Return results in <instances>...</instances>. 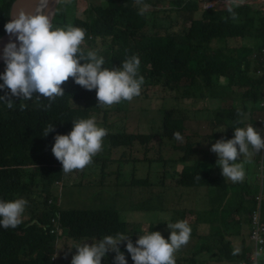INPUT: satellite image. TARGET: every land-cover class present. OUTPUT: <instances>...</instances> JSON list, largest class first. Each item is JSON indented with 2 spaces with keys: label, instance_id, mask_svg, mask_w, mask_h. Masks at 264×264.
<instances>
[{
  "label": "trees",
  "instance_id": "obj_1",
  "mask_svg": "<svg viewBox=\"0 0 264 264\" xmlns=\"http://www.w3.org/2000/svg\"><path fill=\"white\" fill-rule=\"evenodd\" d=\"M11 2H0V35L8 22ZM199 2L142 0L148 7L141 14V5L136 0H107L106 6L92 5L82 10V16L75 14L67 21L65 16L59 21L53 18L52 23L56 26L72 24L85 29V41L81 48L85 52L97 50L105 59L103 67L108 69L119 68L123 61L133 55L139 57V75L144 77L142 88L152 86L163 92L174 91L187 82L199 94L206 90L215 96L221 94L216 88L224 89L226 93L232 88L236 90L234 95L242 99L240 112L257 110L264 96L260 91L264 90V65L259 57L263 55L259 49L264 47V10L230 6L236 13V18H233L228 9H202ZM195 13L199 15L195 16ZM214 43L217 45L214 46ZM221 77H224V83H220ZM62 87L65 95L56 98L47 109L44 105L49 102L43 97L39 100L35 98L36 104L30 107H23L29 101L22 100L11 109L0 101V200L23 198L28 202L26 213L32 211L31 202L37 200L43 204L38 216L22 221L16 228L0 227V264H55V255L59 250L58 231L67 239L101 238L127 233L126 223L119 219L113 209L62 208L47 194L49 186L59 182L63 174L62 164L51 151L55 136L69 133V122L71 124L76 120L74 113H79L75 106L84 113L99 110L98 106L88 108L87 104L89 100H97L95 89L86 90L72 78ZM16 97L13 96L12 102ZM246 101L250 104H246ZM236 109L226 110L228 115L225 117H236ZM173 113L172 108L163 110L162 134L168 138H174L173 133H183L182 120ZM49 124H53L54 131L43 136V130ZM151 137V133L124 131L108 135L114 147L130 146L134 141L144 145ZM233 137L230 131L221 134L220 138L227 140ZM193 143L176 146L183 151L176 160L184 162L177 173L178 184L205 188L210 195L225 193L234 184L223 177L221 171L214 173L213 164H218V159L209 161L204 157L195 158L193 152L203 154L205 151L200 149L198 143L193 147ZM198 176L200 179L196 178ZM139 182L144 183L145 179ZM261 183L264 190V179ZM244 189L242 187L241 190L242 203L220 211L218 228L211 234L217 251L209 246H201V249L213 252L211 256L219 262L223 258L225 261L234 259L231 255L235 250L231 237L242 233L243 228L239 227L233 232L229 231V224L245 222L250 225L249 217L256 206V194L254 190ZM35 190L38 191L36 195L39 200L36 195L32 198ZM213 208L209 211L212 212ZM239 210L243 211V221L234 218ZM261 211L264 222V203ZM204 222L210 223L211 220ZM240 240L241 259L237 258V262L257 264V261L249 260L253 251L251 242L246 244L244 235ZM175 260L176 264L197 262L194 256L190 259L177 257ZM258 264H264V256L260 257Z\"/></svg>",
  "mask_w": 264,
  "mask_h": 264
},
{
  "label": "rangeland",
  "instance_id": "obj_2",
  "mask_svg": "<svg viewBox=\"0 0 264 264\" xmlns=\"http://www.w3.org/2000/svg\"><path fill=\"white\" fill-rule=\"evenodd\" d=\"M92 5L106 6L107 0H70V3L57 5L55 3L52 20L54 18V21H59L65 16L67 21L75 14L82 16V10ZM199 5L201 8L202 5L200 3ZM230 6L234 5H231L230 2L228 4L220 2L217 5L222 9H228ZM238 8L244 9L245 6L242 4ZM194 15L198 16L199 13ZM83 47L85 48V45ZM259 51L262 53V49ZM259 57L263 60L262 65H264V54ZM5 68V63L0 65V74H3ZM214 80L216 81L217 78ZM222 82H225L224 77L220 78V83ZM0 84H3L2 80H0ZM216 89L221 91L219 96L212 95L206 90L199 94L197 89H191L187 82L186 84L183 82L174 91L166 92L152 86L146 89L141 87V94L130 102L122 101L112 106H105L99 105L98 100H89L88 108L98 106L99 110L96 113L91 111L84 113L75 106V109L80 113H74L73 116H76V119L95 117L97 124L107 129L108 134L103 139L102 151L93 157V162L90 165L83 170H74L67 174L63 172L62 179L50 185L47 194H50L54 203L62 208L113 209L119 219L126 223L127 233L124 235H130L134 246L135 241L148 227L149 232L158 231L165 239H168L170 229L167 224L180 220L186 221L191 228L190 239L175 253V258L190 259L194 256L197 258L195 264H239L240 261L237 262V258L241 259V251L237 255H233L234 251L232 252L233 260L225 261L223 258L219 262L211 256L213 252L209 253L207 250L201 249V246L205 248L209 246L212 250L217 251L216 244L213 243L215 239L211 234L218 228L221 209L234 208L242 203V187L245 188L244 190H254L256 196L259 195L262 189L258 187V184L261 177L262 180L264 179L261 168L258 166L260 152L255 153L251 158L241 156L237 162L244 164L245 178L242 182L234 183L226 177L234 185L227 188L223 194L210 195V192L205 188L181 186L177 180V173L181 169V164H184V162L176 160L183 154V151L176 148L177 145L183 146L185 143L194 142L193 147H195L198 143L201 146L200 149L205 152L203 154L193 152L192 155L195 158L204 157L210 161L218 159L216 153L211 151V146L221 139V134H228L230 131L234 134L236 127H244L247 124H251L261 134V120H264V99L259 101L257 110L240 112L242 99L234 95L236 94L235 89L230 88L227 93L223 91L224 89ZM260 91L264 92L263 89ZM5 92H9V90L6 88L0 90V96H4ZM35 95L23 107L36 104V101L34 102ZM9 98L13 99L10 92ZM22 100L17 96L13 105H19ZM2 102L6 105L5 101ZM246 104L250 103L246 101ZM168 108H172L173 115L182 120L181 140L168 138L162 134L163 110ZM230 108H237L236 117H225ZM238 121H242V123L235 124ZM72 126L73 124L69 122V132ZM120 131L151 133L152 137L144 145L134 141L130 146H111L108 138L109 133ZM213 165L214 173L221 171L218 164ZM141 179H145V182L140 183ZM37 192L35 190L32 198H35ZM36 198L39 200V196L36 195ZM255 203L257 204V200ZM42 205L37 200L31 202L32 211L22 214V221L38 216ZM213 206V211L210 212L209 210ZM243 215V211L239 210L235 213L234 218L243 221ZM204 220H211V222L205 223ZM229 225V231L232 232L238 227L243 228L240 235H232V248L240 249L242 246L240 237L243 235L244 242L249 244V226L245 222L238 225L230 223ZM59 234L58 231L59 250L57 251L58 255H55V264H71L72 256L76 254V249L72 247L80 243L81 240H87L86 242L90 244L92 241L100 239L82 238L79 241H74L77 239L69 237L68 240L66 235ZM118 247L124 254L127 264H134L124 242H121ZM111 256H115V253H106L101 264H114V257L109 258ZM250 260H254V256L250 257ZM187 263L190 264L181 262V264Z\"/></svg>",
  "mask_w": 264,
  "mask_h": 264
},
{
  "label": "clouds",
  "instance_id": "obj_3",
  "mask_svg": "<svg viewBox=\"0 0 264 264\" xmlns=\"http://www.w3.org/2000/svg\"><path fill=\"white\" fill-rule=\"evenodd\" d=\"M141 5V14L148 7L142 0H136ZM231 5L240 6L244 0H229ZM70 3V0H56V4ZM48 0H37L34 10L29 11L22 6L13 14V18L4 25L10 41L4 46L3 59L6 65L0 74V90L5 88L11 96L21 97L29 101L34 97L48 100L45 109L58 97L64 96L62 85L72 78L76 84L86 90H96L99 105L112 106L122 101H132L141 94L144 77L139 75L140 59L133 55L127 58L119 68L103 67L105 59L97 50L81 48L85 41V29L72 24L56 26L52 23L54 11L45 14ZM211 6V5H210ZM233 18L236 13L228 8ZM11 37L19 42V46L11 41ZM11 109L13 102L9 92L0 96ZM237 123H242L238 121ZM72 129L68 134L55 136L52 146L54 157L62 164V171L70 173L83 170L93 162L103 148V139L108 130L97 124L96 118H78L72 121ZM54 131L53 124L43 130V136ZM177 140L182 137L179 132L173 133ZM264 149V139L260 133L247 124L234 129L232 139L217 140L211 146L216 153L218 166L223 177L232 182H242L245 178L244 164L237 162L241 156L251 158ZM200 179V176L196 177ZM27 201L23 198L0 200V227L16 228L22 222ZM170 229L168 239L160 232H149L148 228L135 241L130 235L117 233L106 235L90 244L85 241L75 244L76 254L72 256L71 264H101L106 253L114 252V264H127L119 245L124 242L127 252L134 264H176L175 253L185 246L190 239L191 228L186 221L180 220L167 224ZM236 248L233 255L239 254ZM264 256V249H257L255 257Z\"/></svg>",
  "mask_w": 264,
  "mask_h": 264
},
{
  "label": "built area",
  "instance_id": "obj_4",
  "mask_svg": "<svg viewBox=\"0 0 264 264\" xmlns=\"http://www.w3.org/2000/svg\"><path fill=\"white\" fill-rule=\"evenodd\" d=\"M229 3V0H200L201 8H219L217 5L219 3ZM211 5V6H210ZM221 8V7H220ZM262 54H264V47L262 48ZM254 56H256L254 54ZM264 99V96H263ZM262 99V100H263ZM264 108V106H263ZM261 137L264 139V120H261ZM258 166L261 167V174L264 175V149L260 151V159ZM264 178V176H263ZM262 177L260 178L259 188L262 189ZM257 200V204L254 210L250 213L249 217V239L251 244L253 245V251L250 257L255 255L257 249H264V222L262 220V211L261 207L264 203V190L262 189L259 195H255V201ZM250 260V258H249ZM251 261V260H250ZM257 261V260H256ZM254 261V262H256Z\"/></svg>",
  "mask_w": 264,
  "mask_h": 264
},
{
  "label": "water",
  "instance_id": "obj_5",
  "mask_svg": "<svg viewBox=\"0 0 264 264\" xmlns=\"http://www.w3.org/2000/svg\"><path fill=\"white\" fill-rule=\"evenodd\" d=\"M37 0H22V6L29 11L34 10L36 6ZM55 3V2H53ZM54 5H52V11L54 10ZM21 6V0H12L9 10H8V21L13 18V14L17 11V9ZM10 41L9 35L4 31L2 35H0V65L4 63L3 59V49L4 46ZM11 41L16 43L19 46V42L15 39V37H11Z\"/></svg>",
  "mask_w": 264,
  "mask_h": 264
},
{
  "label": "crops",
  "instance_id": "obj_6",
  "mask_svg": "<svg viewBox=\"0 0 264 264\" xmlns=\"http://www.w3.org/2000/svg\"><path fill=\"white\" fill-rule=\"evenodd\" d=\"M214 1V0H212ZM244 6H245V9L247 8H252V9H263L264 8V0H244ZM26 212L24 211L23 214H25ZM82 238H79L77 240H74V241H79L81 240ZM69 240V239H68ZM82 242V240L80 241ZM134 243V242H133ZM242 250V246L240 247V251ZM115 256H111L109 258H113Z\"/></svg>",
  "mask_w": 264,
  "mask_h": 264
},
{
  "label": "bare ground",
  "instance_id": "obj_7",
  "mask_svg": "<svg viewBox=\"0 0 264 264\" xmlns=\"http://www.w3.org/2000/svg\"><path fill=\"white\" fill-rule=\"evenodd\" d=\"M53 2H55L56 3V0H48V5H47V7L44 9V12H45V14H47L48 12H50V11H52V5L53 4H55V3H53ZM57 5V4H56ZM264 93V92H263ZM261 168V167H260ZM55 232V231H54ZM249 233V232H248ZM57 239H58V237H57ZM254 256V260H251V262H254V261H256L257 259H256V257H255V255H253ZM254 263H256V262H254Z\"/></svg>",
  "mask_w": 264,
  "mask_h": 264
}]
</instances>
